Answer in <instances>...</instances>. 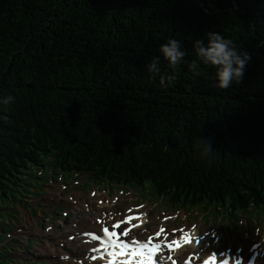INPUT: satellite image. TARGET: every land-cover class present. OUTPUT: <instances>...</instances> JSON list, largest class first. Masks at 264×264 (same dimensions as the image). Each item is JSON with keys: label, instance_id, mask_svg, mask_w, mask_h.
Here are the masks:
<instances>
[{"label": "trees", "instance_id": "obj_1", "mask_svg": "<svg viewBox=\"0 0 264 264\" xmlns=\"http://www.w3.org/2000/svg\"><path fill=\"white\" fill-rule=\"evenodd\" d=\"M206 32L251 55L239 84L189 70ZM170 38L187 53L175 69ZM156 58L173 81L152 79ZM50 172L264 214L248 213L264 210V0H0V264H23L8 210Z\"/></svg>", "mask_w": 264, "mask_h": 264}, {"label": "rangeland", "instance_id": "obj_2", "mask_svg": "<svg viewBox=\"0 0 264 264\" xmlns=\"http://www.w3.org/2000/svg\"><path fill=\"white\" fill-rule=\"evenodd\" d=\"M222 105H227L226 102H222ZM74 181V180H72ZM86 180H80L78 183V189H83L84 187L82 186V183H84ZM32 182L34 184H38V180L32 179ZM87 182V181H86ZM88 184H86V189H88L87 186H89V182H87ZM93 187L97 188L99 191L103 192L104 194H108L107 191L103 190V189H99L97 185H95L93 183ZM146 188L147 190H150V186L149 184H146ZM106 189H109L108 187H106ZM65 190V189H64ZM63 190L62 194L65 193ZM133 190H134V196L136 197V201L135 203H142L145 202L148 205V210L150 213L156 212V211H160L163 210V205L164 203H156L154 202L155 200H157V196L154 193H150V194H146L144 188L142 187H136L134 189H130V193L133 194ZM117 192V191H116ZM112 193V191H111ZM118 195L121 194V190H119L117 192ZM129 195L127 198L124 199V203H123V207L128 205V201H131V199H133L132 195ZM36 195V194H33ZM59 193H49L47 197H41L39 199H29L28 201L32 204L31 207H35L37 208L36 212H32L29 209V206H22L21 208V215L19 218L20 224L17 225L13 228L12 230V236L15 238H18L20 240V244L24 245L23 242L25 239L27 238H36L38 239L39 245L35 247V255H42L44 259L43 263L45 264H59V258L57 256V254L59 253V239H57V241H55V246H56V250L57 253H51V249L49 247V245L47 246L46 241L47 240H51L52 242V236H54V238H56L59 234H62L63 237L62 239L66 238V234L69 232V228L68 226L71 225V223H73V221H76L77 219L81 218L82 216L87 215L86 213H79V216H76V213H74V215H71L68 219L66 224L60 225L59 221L55 222L53 224H51V220L52 217H60L62 219V215H54V216H47L45 213H51L54 209L57 208L56 204H61L62 202H66L68 200V197H58ZM93 197H96V195H94ZM47 200V201H45ZM116 200V199H114ZM38 201H40V204H42V207L39 205H36L38 203ZM115 202V201H114ZM147 202H150L147 203ZM49 208L51 210H49ZM39 210L42 211V213L39 212ZM166 211V210H165ZM59 212V211H58ZM37 213V214H36ZM248 213H256V212H248ZM263 213V212H261ZM207 216V215H206ZM261 219L264 220V214H262L261 216H259ZM181 218V217H180ZM184 220L189 221L191 219H197V222L199 223V226H203V223L199 220V218H201V216L199 217L198 215H190V216H183L182 217ZM249 221V220H248ZM260 224L259 226L264 228V221H259ZM37 224H40V228L37 227ZM223 222L221 224H218L216 226L219 227H223ZM245 224V222H244ZM51 225V226H48ZM240 228L241 223L239 222L237 224ZM48 226V227H47ZM215 226V224H214ZM255 223H251L250 224V229H254L255 228ZM47 227V228H46ZM226 228L228 226H225ZM200 230L202 231V229L200 228ZM62 246V245H60ZM25 248H21L20 251H23ZM42 261H40L39 259L35 262V263H40Z\"/></svg>", "mask_w": 264, "mask_h": 264}, {"label": "clouds", "instance_id": "obj_3", "mask_svg": "<svg viewBox=\"0 0 264 264\" xmlns=\"http://www.w3.org/2000/svg\"><path fill=\"white\" fill-rule=\"evenodd\" d=\"M193 48L196 60L188 65L189 70L199 75L198 64L211 65L215 69L214 76L218 82L217 86L221 89H228L233 82L239 84L251 60L248 52L238 49L231 39H226L219 32H206V40H195ZM159 51L173 69L187 55L182 50L181 43L173 38L161 45ZM147 67L149 73L152 74V79L159 77L161 85H165L166 80L171 82L175 79V76L161 74L158 58L153 59ZM205 145L208 151L212 149L210 141L206 140Z\"/></svg>", "mask_w": 264, "mask_h": 264}, {"label": "bare ground", "instance_id": "obj_4", "mask_svg": "<svg viewBox=\"0 0 264 264\" xmlns=\"http://www.w3.org/2000/svg\"><path fill=\"white\" fill-rule=\"evenodd\" d=\"M247 18V17H246ZM245 19V18H244ZM249 24V23H248ZM42 196L41 195H39L38 197H37V199H39V198H41ZM45 201H47V200H45ZM38 202H40V201H38ZM99 209H100V212L99 213H103V211L106 209V211L107 212H109V211H111V209H110V205L108 206H103V207H99ZM110 215H113V214H110ZM89 219H87V217H82L81 219H79L78 221H74V222H77V227L76 228H72V231L75 229V230H81V229H86V228H93L91 225H89ZM96 227H98V225L96 226ZM77 235L80 237L81 235L79 234V233H77ZM78 236H76L75 237V239L72 241V240H66V244H72V248H71V250H74V251H77L78 252V254L79 255H84V250L82 249V244L81 243H79V245H78V249H75V246H76V241H79V240H81V238H78ZM54 238V236H52V239ZM67 238H69L68 236H67ZM259 251H260V255L256 258V261H255V264H259V261L261 260V259H264V246H263V243H262V245H261V247H259ZM67 252V251H66ZM242 252H243V250H242ZM249 254H251V253H249ZM70 264H79V263H74L73 262V259H71V261H70Z\"/></svg>", "mask_w": 264, "mask_h": 264}, {"label": "snow or ice", "instance_id": "obj_5", "mask_svg": "<svg viewBox=\"0 0 264 264\" xmlns=\"http://www.w3.org/2000/svg\"><path fill=\"white\" fill-rule=\"evenodd\" d=\"M104 231L107 232L108 229H104ZM121 232H123V229H121ZM204 264H208V262L207 261H204ZM222 264H228V261L225 260V261L222 262ZM236 264H239V262H236Z\"/></svg>", "mask_w": 264, "mask_h": 264}]
</instances>
